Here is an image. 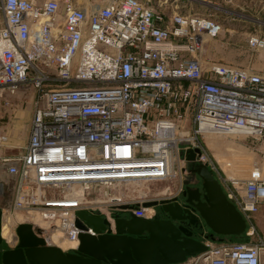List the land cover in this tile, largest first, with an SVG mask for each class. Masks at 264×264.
Listing matches in <instances>:
<instances>
[{
  "label": "built area",
  "instance_id": "obj_1",
  "mask_svg": "<svg viewBox=\"0 0 264 264\" xmlns=\"http://www.w3.org/2000/svg\"><path fill=\"white\" fill-rule=\"evenodd\" d=\"M221 30L201 15L168 18L142 0H0V104L28 81L38 91L23 153L4 152L0 122V198L13 192L3 223H31L74 251L82 231L96 234L78 226L79 211L113 224L123 213L153 217L146 203L162 193L144 186L182 171L181 153L198 148L197 161L254 236L252 214L264 202V72L206 66L202 48ZM249 44L264 49V37ZM213 134L262 142V171L221 173L202 141ZM207 245L180 264H264L261 237Z\"/></svg>",
  "mask_w": 264,
  "mask_h": 264
},
{
  "label": "water",
  "instance_id": "obj_2",
  "mask_svg": "<svg viewBox=\"0 0 264 264\" xmlns=\"http://www.w3.org/2000/svg\"><path fill=\"white\" fill-rule=\"evenodd\" d=\"M198 152L189 148L186 155L182 153L187 161L184 171L193 179L184 182L181 196L146 203L159 206L160 213L153 217L130 212L126 217L116 215L113 224L101 214L81 210L78 226H91L96 234L82 231L74 251L48 243L42 229L31 223L16 227L12 245L0 225V264H180L207 250L198 233L214 242L223 238L217 235L244 234V215L227 198L209 166L197 161ZM1 215L0 209V224Z\"/></svg>",
  "mask_w": 264,
  "mask_h": 264
},
{
  "label": "rangeland",
  "instance_id": "obj_3",
  "mask_svg": "<svg viewBox=\"0 0 264 264\" xmlns=\"http://www.w3.org/2000/svg\"><path fill=\"white\" fill-rule=\"evenodd\" d=\"M148 2L157 11L170 18L174 14L201 15L217 21L222 25V30L215 38L208 39L201 51L204 64L224 63L237 67H246L264 72V49H255L249 44V37L259 35L264 37V0H142ZM37 88L32 81L19 86L16 94L7 98L9 103L0 104V122L8 135L7 147L4 152L9 154L23 153L29 137L31 119L36 108ZM207 152L221 173L229 176L250 177L254 172H261L263 163L260 157V148L263 143L245 135H207L204 140ZM182 154V153H181ZM182 156V155H181ZM183 157V156H182ZM188 173L179 165L176 174L164 180L168 192L159 198L149 200L161 201L179 195L185 189L184 182ZM225 175V174H224ZM217 177V175H216ZM161 186V185H159ZM156 182L144 186L146 190L161 193ZM141 187L132 188L138 192ZM13 199L11 188L6 190L0 198V208L8 207ZM151 213H160L157 205L150 207ZM153 211V212H152ZM115 214V210H110ZM119 211L118 213H121ZM253 223L257 228L254 236L247 237L244 233L232 236L230 242L257 241L264 239V204L255 214H252ZM7 222H4V225ZM12 230V245L16 244V229L7 224ZM209 228L204 226V232L209 233ZM10 231L5 230L4 236L9 237ZM197 238L209 241L204 236L197 234Z\"/></svg>",
  "mask_w": 264,
  "mask_h": 264
},
{
  "label": "bare ground",
  "instance_id": "obj_4",
  "mask_svg": "<svg viewBox=\"0 0 264 264\" xmlns=\"http://www.w3.org/2000/svg\"><path fill=\"white\" fill-rule=\"evenodd\" d=\"M174 170H176V168L174 167ZM157 182H164L163 180H161V181H157ZM156 182V183H157ZM162 193V192H161ZM147 212H149V211H147ZM149 214H146V216H148ZM7 222V221H6ZM9 230L10 231V234H9V237H5L4 236V232H5V230ZM2 234H3V236L10 242L11 240H13V238H12V230L8 227V225L7 224H3V229H2ZM54 241L57 243V244H59L62 248H64V249H67L68 247H70V243L69 242H67L66 240H63V239H58L57 237H55L54 238Z\"/></svg>",
  "mask_w": 264,
  "mask_h": 264
},
{
  "label": "crops",
  "instance_id": "obj_5",
  "mask_svg": "<svg viewBox=\"0 0 264 264\" xmlns=\"http://www.w3.org/2000/svg\"><path fill=\"white\" fill-rule=\"evenodd\" d=\"M28 138H27V140H28ZM157 185L158 186L161 185L159 187H160V190H161L162 194H165V193L168 192V187H165L166 186L165 182H157ZM263 204H264V202L261 204V206ZM217 237H220V238L223 237V238H222V240H216L215 241L216 243H227V242H230V238H232V236H218V235H217Z\"/></svg>",
  "mask_w": 264,
  "mask_h": 264
},
{
  "label": "flooded vegetation",
  "instance_id": "obj_6",
  "mask_svg": "<svg viewBox=\"0 0 264 264\" xmlns=\"http://www.w3.org/2000/svg\"><path fill=\"white\" fill-rule=\"evenodd\" d=\"M188 179H189V180H192V179H193V177L190 175V173L187 175V180H188ZM184 184H185V183H184ZM186 185H187V184H186ZM186 185H185V186H186ZM192 186H196V185L193 184ZM183 190H184V189H183ZM120 216H122V217H126V216H128V213H123V214L120 215ZM3 224H4V223H3V218H2V215H1V224H0V225H1V228H2V229H3Z\"/></svg>",
  "mask_w": 264,
  "mask_h": 264
}]
</instances>
